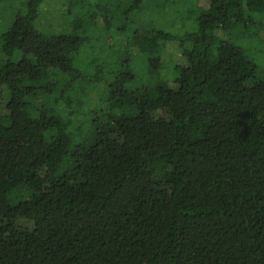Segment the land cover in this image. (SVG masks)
<instances>
[{"label":"trees","instance_id":"trees-1","mask_svg":"<svg viewBox=\"0 0 264 264\" xmlns=\"http://www.w3.org/2000/svg\"><path fill=\"white\" fill-rule=\"evenodd\" d=\"M204 1L149 36L135 15L167 0H116L130 51L179 45L171 79L141 87L131 60L74 67L88 37L40 27L45 0L1 22L0 264H264V64L236 41L264 46V0Z\"/></svg>","mask_w":264,"mask_h":264},{"label":"rangeland","instance_id":"rangeland-1","mask_svg":"<svg viewBox=\"0 0 264 264\" xmlns=\"http://www.w3.org/2000/svg\"><path fill=\"white\" fill-rule=\"evenodd\" d=\"M161 1L157 0L159 4ZM21 2L22 0H3L0 4V24L1 22L4 24L12 22L13 11H18L21 7ZM167 2L168 4H164L162 8L161 6L158 8L151 6L146 10L140 8L137 14H134L135 19L141 23L140 25L142 27L146 26L145 31L150 30L149 36H152L151 31L161 28L164 23L170 26L174 15H177V11H183L186 8V0H167ZM206 4L207 2L203 0V5ZM117 5L116 0L114 2L113 0H73L72 2L71 0H45L40 8L39 26L48 25L50 30L63 28L61 30L63 31L67 22L80 21L79 33L88 37V39H86L84 46L82 45V54L77 53L74 55L73 65L83 72L85 76H90L95 70L103 68V73L108 79L111 74L121 71L119 69L122 64H127L131 60V63L134 64L133 68L135 67L133 71L136 73L137 81L134 82L133 86L154 83L158 77L169 78L171 73L173 74L169 66L170 60L183 62L178 43L167 42L164 44L158 41L155 52L151 54L149 53L150 51L146 53L140 49H137L136 52L130 51L131 46H128L127 41L131 39L133 27L137 26V24L131 21V15L126 14L128 4L121 6L119 9L120 13L127 15L122 14L123 17H120V13L116 9ZM68 6L73 8L70 14L66 13ZM182 17H184V20H180L181 29H188L185 24H190L191 21L186 18L187 14ZM257 17L256 14L254 18L256 19ZM122 27L125 28V31ZM1 28L6 29L7 27L0 25V30ZM242 35L236 38L237 43L244 48H248L250 55L259 63L262 62L264 64V46L257 49V45H259L257 39L253 38L250 40L251 38L246 34ZM162 48L163 51L161 52ZM161 53L163 60L160 61L167 63L163 62L159 72H152V70L148 69L147 60L151 56L154 58L160 56L161 59ZM0 56H2L1 51ZM101 92L102 85L93 84L87 88L83 95L84 109L86 111L95 106L96 103H99ZM1 101L0 109L7 101L6 91L2 93ZM60 107L62 108L63 105ZM79 116L82 117V115Z\"/></svg>","mask_w":264,"mask_h":264}]
</instances>
